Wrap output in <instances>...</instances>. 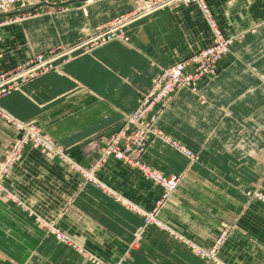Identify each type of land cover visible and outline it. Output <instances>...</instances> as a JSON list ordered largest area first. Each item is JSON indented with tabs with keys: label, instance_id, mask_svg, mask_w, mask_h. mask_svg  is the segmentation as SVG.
Masks as SVG:
<instances>
[{
	"label": "crops",
	"instance_id": "1",
	"mask_svg": "<svg viewBox=\"0 0 264 264\" xmlns=\"http://www.w3.org/2000/svg\"><path fill=\"white\" fill-rule=\"evenodd\" d=\"M135 1L107 0L86 12L76 1L60 12L1 26L0 71L79 38ZM205 1L221 36L232 39L230 51L197 92L177 91L158 121L199 161L189 163L159 138L144 158L165 174L181 175L159 212L169 227L208 247L230 226L219 256L228 264H264V207L245 194L252 181L264 185V0ZM126 33L127 41L114 39L29 80L1 97L0 109L23 123L36 122L73 161L90 167L158 69L215 42L197 4L158 10ZM3 114L0 163L19 135ZM91 170L89 180L68 161L26 146L0 181V264H211L154 225L137 236L142 211L162 191L142 171L115 158Z\"/></svg>",
	"mask_w": 264,
	"mask_h": 264
},
{
	"label": "rangeland",
	"instance_id": "2",
	"mask_svg": "<svg viewBox=\"0 0 264 264\" xmlns=\"http://www.w3.org/2000/svg\"><path fill=\"white\" fill-rule=\"evenodd\" d=\"M76 1L81 2V7L86 12L88 7H90L91 5L101 2H106L107 0H0V27L13 23L27 22L29 20L41 17L46 13H49L51 10H52L51 12L63 11L73 6L72 4ZM144 1L145 0H136L135 4L131 7V9L126 11H121L118 13L116 12L114 14L112 13L111 15L106 16L99 22L95 23L92 27H86L84 34L79 38L74 39L69 43H58L47 50L33 53L18 64L20 65L21 63L29 60L30 58L38 57L41 58V60L54 58V60L52 61L51 69L48 67V70L42 72H40L39 70L40 68L35 70L36 72L38 71L40 72L37 76L33 77L36 78L47 71L58 69L61 63L70 61L80 53H93V51L97 47H100L108 43L109 41H112L114 39L127 41L128 36L126 33V28L130 24L136 22L137 19L139 20L145 16L151 15V13L153 14L156 11L161 10L158 9L153 12L147 13L143 16H137V15H141L140 13H143L144 12L143 10H145V8L147 7L143 5ZM175 5H184V4L181 3L174 4L168 7H172ZM107 8L110 9V6ZM199 50L193 51L186 57L172 64L162 66L158 69V71L153 75L151 79V83L148 86V88L139 91L137 102L133 111L125 115L120 127L116 131L110 133L107 136L106 141L103 142V144L100 146V155L97 158V161L94 162L93 165H91L90 167L86 168L80 163L73 161L69 155L68 148L65 145L55 141L48 133L47 135L50 136L55 143L64 147V155L51 152L49 148L45 146L44 143L42 144L40 142H33V140L24 142L19 147V149L16 150L17 149L16 145L18 144L17 143L18 140L22 138L24 135V132L18 129L17 130L19 132V135L15 138V140L9 146V149L6 152V155L11 150L12 151L16 150V152H18L17 159L11 165L17 162L18 158L23 153L27 145L39 147L40 149L52 155H55L63 160L68 161L73 168L79 171H83L85 177H87L89 180H92L94 178L91 168L95 164L96 165L103 164L109 158H115L124 161L125 163H128L129 165L138 168L140 171H142V173L145 176H147L153 183L159 185L162 189L160 197L156 200L152 208L148 211H144V212L142 211L144 225L140 228V231L138 230L137 236L141 235V232L146 225H150V226L154 225L157 228L169 233L173 238L180 240L181 242L191 247L199 257L205 259L207 262L211 264H228L219 256V251L228 236V233L231 229L230 226H226L224 229L220 230L214 242L210 246L204 247L201 245H197L192 240L188 239L187 237H184L183 235H179V233L174 231L171 227H169L167 223H165L162 219L159 218L160 210L166 205V203L171 199V197L177 191L181 180V175L165 174L160 169L152 166L151 164H148L144 158L151 141L154 140L155 138H159L164 142H166L167 144H169L170 146H172L173 148L182 152L187 157L189 163H195L199 161L200 157L197 152L189 149L186 145L173 139V137H171L169 134L164 132L158 124L159 116L161 112L168 105L172 103L173 98L177 93V91L181 89H189V90L191 89V91L197 92L198 84L201 81L217 74L219 69L218 67L219 61L225 53L218 59L215 73L213 74L208 71L209 70L208 62L203 63L198 61V62H191L186 65L184 71L182 72L181 80H178V78L177 79L174 78V76L172 75V68L177 66L179 62L188 60L189 58H191L193 53ZM229 51L230 48L227 52ZM38 66L41 67V65ZM199 71H202L201 75L198 76L194 75V73H198ZM1 72L3 71H0V73ZM158 77H160V79ZM31 79H28L23 83H21L20 87H22L26 82H28ZM166 86L168 87V89ZM173 87H174L173 90L170 89ZM162 88L167 89V92H162L161 91ZM0 112L2 114L4 113L3 110H1ZM4 114H3L4 118L6 119L7 122L13 124L14 126L17 125L16 123L15 125L13 121L14 122L16 120L19 121L18 119L7 113ZM9 119H12V121L10 122ZM34 123L40 128L42 132L46 133L36 122ZM144 166L147 167V170L143 169ZM90 170L91 172H89ZM261 171H264V168L259 170V172ZM172 178L175 179L174 187L172 184H169V180H171ZM259 178L262 179V175ZM259 183L260 181H252L251 186L246 189L245 194L247 198L261 204L264 207V185L263 183L262 184ZM54 233H56V235L59 236L61 240H65L60 235V233H58V231H54ZM89 259L91 258L89 257ZM93 261L96 264H101L100 261L96 259H93Z\"/></svg>",
	"mask_w": 264,
	"mask_h": 264
},
{
	"label": "built area",
	"instance_id": "3",
	"mask_svg": "<svg viewBox=\"0 0 264 264\" xmlns=\"http://www.w3.org/2000/svg\"><path fill=\"white\" fill-rule=\"evenodd\" d=\"M180 3L184 5L197 4L201 8V10L203 11L205 17L209 21L214 31L215 42L212 45L206 48H202L201 50L193 53L191 58H189L188 60L179 62L177 66L172 68V75L174 76L175 79L178 78V80H181L182 72L184 71L186 65L188 63L198 62V61L203 62V63L208 62V69H209L208 71L213 74L215 73L216 64L218 62V59L229 50L232 39H225L221 36L218 25L213 19L210 13V9L205 0H145L143 2V5L147 7L145 8V10H143L144 11L143 13H140L141 15H137V16H143L155 10L162 9V8L174 5V4H180ZM53 60L54 58H50L47 60H41V58H38V57L30 58L29 60L21 63L20 65L19 64L15 65L11 67L10 69L1 72L0 73V98L7 95L11 91L18 89L21 83H23L24 81L37 76L42 71L48 70V67L51 69ZM38 65H41V67ZM38 68H40L39 69L40 72L35 71ZM201 74H202V71H199L198 73H194V75H197V76ZM158 78L160 79V77ZM167 89L162 88L161 91L167 92ZM170 89L173 90L174 87ZM9 121L11 122L12 119H9ZM13 123L17 124L15 125L17 126L16 128L18 130L24 132L23 137L20 138L17 142L18 144L16 145V148H17L16 150H18L19 147L24 142L33 140V142H40L42 144L44 143L45 146L49 148L51 152L64 155V147L55 143L54 140L51 139V137L48 136L47 133L42 132L40 128L33 121L24 122L26 124H23V125H20V123H17L14 121ZM35 131H37L38 133L35 134ZM16 150L9 151L7 155L4 157V159L1 161L0 179L6 174L11 164L17 159L18 152H16ZM143 169L147 170V167L144 166ZM169 184H172L174 187L175 181L169 180ZM61 236L65 239L63 235Z\"/></svg>",
	"mask_w": 264,
	"mask_h": 264
},
{
	"label": "bare ground",
	"instance_id": "4",
	"mask_svg": "<svg viewBox=\"0 0 264 264\" xmlns=\"http://www.w3.org/2000/svg\"><path fill=\"white\" fill-rule=\"evenodd\" d=\"M151 14H152V13H151ZM140 18H141V17H140ZM135 20H136V19H135ZM137 20H138V19H137ZM139 20H140V19H139ZM170 76H171V75H170ZM170 76H169V77H170ZM192 77H193V76H192ZM157 79H158V78H157ZM157 79H156V80H157ZM172 79H173V78H172ZM169 81H170V80H169ZM189 81H190V80H189ZM172 82H173V81H172ZM172 82H171V83H172ZM181 83H182V82H181ZM197 83H198V82H197ZM165 84H166V83H165ZM194 86H195V85H194ZM196 86H197V84H196ZM166 87H167V86H166ZM167 88H168V87H167ZM195 89H196V88H195ZM190 90H191V89H190ZM159 93H161V92H159ZM164 95H165V94H164ZM157 98H158V97H157ZM160 98H161V97H160ZM162 99H163V98H162ZM15 122L20 123V125H23V124H24V123H21V122H19V121H17V120H16ZM37 133H38V132L35 131V134H37ZM170 181H175V179L172 178ZM176 183H177V182H176ZM171 188H172V187H171ZM172 190H173V189H172Z\"/></svg>",
	"mask_w": 264,
	"mask_h": 264
}]
</instances>
